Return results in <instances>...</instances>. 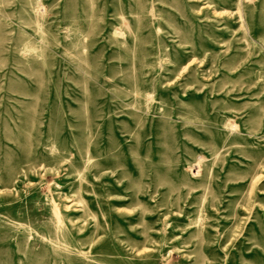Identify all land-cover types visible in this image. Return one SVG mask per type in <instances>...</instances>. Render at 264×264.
I'll list each match as a JSON object with an SVG mask.
<instances>
[{
	"label": "rangeland",
	"instance_id": "1",
	"mask_svg": "<svg viewBox=\"0 0 264 264\" xmlns=\"http://www.w3.org/2000/svg\"><path fill=\"white\" fill-rule=\"evenodd\" d=\"M0 264H264V0H0Z\"/></svg>",
	"mask_w": 264,
	"mask_h": 264
}]
</instances>
